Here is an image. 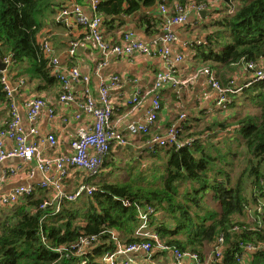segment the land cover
Masks as SVG:
<instances>
[{"label": "trees", "instance_id": "1", "mask_svg": "<svg viewBox=\"0 0 264 264\" xmlns=\"http://www.w3.org/2000/svg\"><path fill=\"white\" fill-rule=\"evenodd\" d=\"M68 1L0 0V55L9 53L14 78H25L37 93L59 82L39 37L48 18L66 8ZM160 1L101 0L96 12L108 27L115 22L123 24L122 18L138 13L139 25L151 34L162 31L165 16L159 11ZM173 1L182 7L211 3L172 0L168 3L172 14L176 13ZM218 1L221 4L216 7L223 8L221 5L228 6L234 0ZM240 1L233 13H227V8L220 10L224 16L215 22L219 30L207 36L206 44L194 47L204 62L210 61L209 67L224 86L236 80V87L243 88L241 96L230 95L228 109H245L252 104L256 111L237 116L233 122H222L215 114L185 120L178 125V138L172 146L144 150L153 169L159 171L151 180L94 182L95 176L75 172L82 178L80 185L73 190L65 186L66 192L75 193L83 183L97 184V191L75 202L64 200L59 212L48 204L55 189L39 184L40 189L34 188L15 206L0 209V264H107L103 256L117 245L113 233L124 244L148 241L135 235L147 204L155 208L148 216L149 223L165 243L183 251H197L204 258L206 249L212 247V252L223 234L224 256L218 264H238L237 257L248 244L258 247L249 264H264V79H248L249 75L255 78L264 66V0ZM10 105L0 76L3 126L11 120ZM229 115L236 116L233 112ZM206 122L210 125L198 128ZM152 137L151 133L144 135L141 141ZM118 151L119 146L111 149L103 163L111 167L109 170H114ZM143 154L137 155L141 158ZM237 162L243 170L232 176ZM210 192L215 205L206 200ZM82 237H95L96 241L78 255L77 244Z\"/></svg>", "mask_w": 264, "mask_h": 264}, {"label": "built area", "instance_id": "2", "mask_svg": "<svg viewBox=\"0 0 264 264\" xmlns=\"http://www.w3.org/2000/svg\"><path fill=\"white\" fill-rule=\"evenodd\" d=\"M101 0H91L92 15L85 12L84 0H69L68 6L58 11L56 17L65 28L71 29L79 26L82 34L77 40L70 41L68 55L75 56L77 48L81 44H91L94 50L104 59L100 65H106L110 57H133L136 54H147L149 57H155L159 60L160 65L157 66L152 86L147 94L153 95L151 106L143 120L135 121L126 125V130L118 127V120H114V106L111 97L110 88L118 86L122 78L120 74L115 73L108 76L107 80L101 82L99 95L95 97L91 92L89 83L90 76L82 73L79 66L70 65L60 56L55 54L54 47L48 37L41 39L42 51L48 56L53 74L57 77L61 84V94L58 103H74L78 112L72 117L73 121H80L77 128L75 138L71 141L72 151L64 154L48 155L42 152L40 144L47 142L51 149H56L58 139L55 134L48 133L38 137L36 141H30L26 130L23 129L21 117L17 112L16 97L23 94L27 82L25 78H14L15 72L12 70L13 60L8 54L0 55V64L4 66L0 70L1 82L6 93L11 98V120L0 128V164L7 158H20L23 161L36 164V168L44 175L41 182L42 187H53L55 189L54 198L48 204L54 205L56 212H59L64 200L76 201L81 195H92L97 191V186L83 183L75 193L65 191V185L62 184L63 177L70 176L75 172L85 171L90 176H96L102 169L103 162L111 149L117 146L128 148L130 141L137 137H143L152 133L156 128L157 117L161 112L162 90L167 87L176 89L179 93L183 87L189 84V81H195L201 76L207 77V82L212 89L216 91L215 107L219 111H226L227 105L231 101L232 93H240L243 88L236 87V80H231L229 85L224 86L215 70L209 66L199 67L188 79H183L178 71V65L185 60L184 53L180 50L175 51V47L179 42L177 34L173 31L176 25H186L188 21L189 10L204 11L207 4L195 6L193 4L182 7L178 1H173V7L176 13L170 10L168 5L172 0H161L159 3V11L165 16L162 26V32L159 34L158 40L151 44H146L135 35L134 31L127 30L122 32L120 41H111L104 36V18L96 12L97 4ZM233 10L231 9L230 12ZM198 44L203 41L196 42ZM205 43V42H204ZM186 46V43L184 44ZM252 67L253 65H249ZM264 79V66L257 71L253 81ZM251 80L249 81V83ZM81 85L82 93L76 88ZM144 97L142 92L136 90L130 103L134 110L142 103ZM46 98L43 96L28 94L25 97V106L27 117L30 123V133L33 135L40 134L38 130V121L43 110L49 111L50 116L55 119L57 111L48 108ZM185 114L181 118H185ZM70 118H64L63 121H69ZM179 127L177 124L171 125V128L165 135L152 134L150 141H146L144 145L149 148L170 147L176 143L178 138ZM12 142L11 146L5 145V140ZM180 145V144H179ZM181 146V145H180ZM24 167L18 166L11 168L8 173L17 175L22 172ZM53 170L55 174L53 175ZM6 172L0 171V180L8 175ZM34 190L33 186L18 187L7 196L0 199V209H6L15 206L21 198L30 194ZM47 205V204H46ZM45 206V205H44ZM155 212V208L147 204L144 211L140 215V225L135 235L141 238H147L148 241H139L137 243L124 244L113 233L117 245L116 249L111 253L103 256V261L107 264H133V259L127 258L132 254L144 252L151 255L155 251L171 253L176 259L177 264H207L202 255L197 251H183L178 247H174L161 240L157 231L151 230L152 225L149 223L148 216ZM95 237H82L77 244V254L82 255L87 248L92 245ZM151 240V241H150ZM155 241V243L153 242ZM225 245V236L220 235L217 245L211 252V260L218 262L223 258V249ZM258 247L254 244L246 245L237 257L238 264H249L253 257V252ZM60 252V250H58ZM85 264V263H83Z\"/></svg>", "mask_w": 264, "mask_h": 264}, {"label": "crops", "instance_id": "3", "mask_svg": "<svg viewBox=\"0 0 264 264\" xmlns=\"http://www.w3.org/2000/svg\"><path fill=\"white\" fill-rule=\"evenodd\" d=\"M210 2L211 3L207 5L208 8H205L204 11H198L196 9L189 10L186 25H176L173 27V31L177 34L179 39L174 50H180L186 56V61L184 60L182 64L178 65V71H180V75L183 79H188L189 75H192L196 68L210 66V61L204 62L203 57L196 52L194 47V43L198 41L206 42L207 36L217 32L216 29L214 30V27H218L213 26L211 22L210 24L205 23V19L209 15H220V18H222L224 15H221L222 13L220 10L228 9V7H232L231 9L235 10L236 4L238 7L239 4L242 3L240 0H234V5L231 4L229 6L224 3L222 6H225L223 8L218 7V13H216L214 4L219 5L220 2L217 0H211ZM84 5L85 12L88 15H92L91 0H84ZM145 11L146 10H143L142 12ZM137 14L122 18L125 20L123 24L115 22L113 27L104 25V36L111 41H120L122 32L130 30L134 31L135 35L146 44H151L153 41L158 40L159 34H161L162 31L146 34L145 28L139 25L140 21ZM57 15L55 13L48 18L47 25L41 31L39 38L48 37L52 42L57 56L63 58L70 65L79 66L82 73L90 76L89 87L95 97L99 95L98 91L103 80H107L109 75L115 73L120 74L122 80L119 85L110 88L115 110L113 118L114 120H118V127L123 130H126L125 127L129 123L143 120L151 106L153 95L147 94V92L152 86L157 66L160 65L159 60L152 56L149 57L147 54L140 53L133 57H120L114 55V57H110L107 60L106 65H100L104 59L99 55L97 50H94L91 44L79 45L75 56H70L68 55L70 41L77 40L82 34V29L78 25L74 26V28L67 29L63 25L56 23L54 20ZM185 43L186 46H184ZM188 56L190 57L189 60ZM244 74L245 73H243V75ZM59 83L60 82L54 83V85L43 89L40 93L35 92V90L31 88L32 85L29 86L27 84L23 94L16 97L17 112L21 117L22 127L26 130L30 141H36L38 137L48 133L56 135L58 139L56 149H51L47 142L40 144L42 152L48 155H61L71 152L72 148L70 144L75 138L77 128L80 124V121H73L72 118L75 113L78 112L77 106L74 103H58V97H60L59 94H61V84ZM167 88L162 90L163 110H161L157 117V125L154 130L159 128H166L168 130V126L171 127L173 124L179 125L190 118L205 119L209 115L215 114L214 116H216L217 114H223V112H220L214 106L216 91L208 84L206 76H201L195 81H189V84L184 86L180 93L174 88ZM76 90L81 92V85H78ZM136 90H140L144 98L142 103L132 110L131 108L133 105L130 103V99ZM28 94L43 96L48 102V108H53L57 111V117L53 119L47 109L43 110L37 123L38 130H40V134L38 135L30 133V123L25 106V97ZM182 114L186 115L184 119L181 118ZM70 117L71 120L66 122L63 121L64 118ZM3 124L2 122L0 123V128ZM156 133L157 131L152 132V134ZM4 142L6 146L12 145V142L8 139ZM146 148L144 144L128 147V149H131L132 152H136L137 154L144 151ZM18 166L24 167L22 172L17 175L8 173L11 168ZM35 166L36 164L34 161L27 162L16 157L7 158L6 161L2 162L0 164V171H7L8 175L3 180H0V199L3 196H7V194L18 187L31 185L34 186L35 189L37 188V190L40 189L39 184H41L44 175ZM52 173L54 175L55 170H53ZM81 180L82 178L79 174L73 173L65 178L63 185H65L68 190H73L80 185ZM152 228H154V226H152ZM210 254L211 252L208 253V251L204 253V259L207 264H218L210 259ZM127 258L133 259V264H177L176 259H174L171 253L161 251H155L151 255L138 252L137 254L127 256Z\"/></svg>", "mask_w": 264, "mask_h": 264}, {"label": "rangeland", "instance_id": "4", "mask_svg": "<svg viewBox=\"0 0 264 264\" xmlns=\"http://www.w3.org/2000/svg\"><path fill=\"white\" fill-rule=\"evenodd\" d=\"M240 5L241 4H239V6ZM236 7H237V4H236ZM216 16L209 15L205 19L204 22L205 23H209V24L211 22L213 26H216V24H215ZM215 29H216V31L219 30V28L214 27V30ZM184 57H186L185 54H184ZM189 58L190 57L188 56V60H189ZM191 76L192 75L190 74L189 78ZM251 78L254 79V77L249 75L248 79H251ZM248 81H250V80H248ZM242 92H243V90L240 93H237L238 96H241ZM246 103H248V101H246ZM248 106L249 107H245V109L243 107L227 109V111L224 114H222V115L217 114V115H219L217 118H221L220 120H222V122H229V121L233 122L234 119L237 118V116L241 117L242 115H245V114H247L250 111L251 112L256 111L255 106H253L252 104H248ZM232 112L234 114H236V116L229 115ZM209 125H210V123L206 122L201 127H198V128H203V127H206V126H209ZM198 128H196V129H198ZM153 131H157L156 134L161 136V135L167 134V132L169 130H167L166 128H159V129H156V130L153 129L152 132ZM221 138H222V140H224L223 136L219 137L220 140H221ZM144 143L145 142L141 141V138H135L134 140L130 141V145L129 146L130 147L131 146H135V145L138 146V145H142ZM235 146H238V145H235ZM238 147L240 148V145ZM119 150H120V152L118 151L116 153L118 158H117V162H115V164H114L115 166H113L114 170H109V168H111V167L109 165H107V164H106L107 166L103 165L102 166V170H103V168H105V170L103 172L99 173L98 176H95L94 178H92L94 182H99V179H101V180L105 179V180H107L109 182L116 183L117 181H123V180L129 179V178L133 179L134 181L139 180L140 182H144V180L146 178L148 180H151V179H153L154 174L159 173V171H157L155 167L153 169L152 164H150L149 159H146V158H148L150 156L145 151H142V153H144V154H143V157L140 158V157H138L137 153L136 152L135 153L132 152L131 149L123 148L122 146H119ZM141 160L144 161V163L143 162L142 163H138L137 162V161H141ZM158 162H159V164H161L160 161H158ZM146 165H148V166H146ZM129 167H131V168H129ZM235 167H237L236 170L235 171H231V175L232 176H235V175L239 174L243 170V166L241 164H239L238 162L235 164ZM228 169H229V167H228ZM130 173H132L131 177H130ZM96 185H92V186H96ZM207 195H209L208 198H206L207 202L209 204L215 205L216 203L214 202V200H212L210 198V196H212L211 192L208 193ZM154 228H151V230H154ZM211 248H210V250L206 249L208 251V253L211 252Z\"/></svg>", "mask_w": 264, "mask_h": 264}, {"label": "clouds", "instance_id": "5", "mask_svg": "<svg viewBox=\"0 0 264 264\" xmlns=\"http://www.w3.org/2000/svg\"><path fill=\"white\" fill-rule=\"evenodd\" d=\"M232 4H233V2H231ZM219 7V6H218ZM217 7H216V5L214 4V10L216 9ZM230 10H231V8L230 7H228V11H227V13H233L234 12V10L232 11V12H230ZM216 12V11H215ZM216 13H218V12H216ZM221 16L220 15H217L216 16V18H215V20H217V19H221L220 18ZM207 42V41H206ZM206 42L204 43H200V44H198V43H194V44H198V45H201V44H206ZM152 134V133H151ZM137 138H139V137H137ZM140 138H142V137H140ZM157 146H155L154 148H156ZM147 148H149V147H147ZM160 148H162V147H160ZM165 148H167V147H165ZM105 161V160H104ZM104 163V162H103ZM102 170V169H101ZM100 173V172H99ZM99 175V174H98ZM98 175H96V176H98ZM82 196V195H81ZM88 196H90V195H88ZM77 201V200H76ZM75 202V201H74ZM140 225V224H139ZM139 227V226H138ZM137 227V228H138ZM250 262V261H249Z\"/></svg>", "mask_w": 264, "mask_h": 264}, {"label": "bare ground", "instance_id": "6", "mask_svg": "<svg viewBox=\"0 0 264 264\" xmlns=\"http://www.w3.org/2000/svg\"><path fill=\"white\" fill-rule=\"evenodd\" d=\"M218 1V0H217ZM236 3V2H235ZM169 4H170V2H169ZM207 4V3H206ZM220 4V3H219ZM230 4V3H229ZM231 5V4H230ZM234 5V4H233ZM183 6V5H182ZM222 6V5H221ZM229 6V5H228ZM97 7H98V5H97ZM172 7V6H171ZM208 8V7H207ZM232 8V7H231ZM233 8H235V7H233ZM63 9V8H62ZM62 9H60V10H62ZM99 12V11H98ZM163 17V16H162ZM9 54V53H8ZM245 72V71H244ZM243 72V73H244ZM242 73V72H241ZM243 75V74H242ZM60 84V83H59ZM172 88V87H171ZM168 89V88H167ZM173 90V89H172ZM29 93V92H28ZM25 95V94H24ZM60 95V94H59ZM24 97V96H23ZM59 98V97H58ZM161 105H162V103H161ZM43 188V187H42ZM162 252V251H161ZM172 255V254H171Z\"/></svg>", "mask_w": 264, "mask_h": 264}, {"label": "water", "instance_id": "7", "mask_svg": "<svg viewBox=\"0 0 264 264\" xmlns=\"http://www.w3.org/2000/svg\"><path fill=\"white\" fill-rule=\"evenodd\" d=\"M4 69V66L0 64V70H3Z\"/></svg>", "mask_w": 264, "mask_h": 264}]
</instances>
